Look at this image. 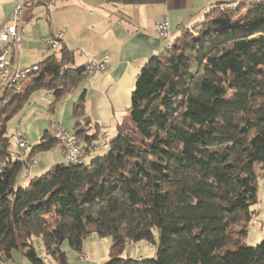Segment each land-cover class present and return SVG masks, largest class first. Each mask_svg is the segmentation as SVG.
<instances>
[{
	"label": "trees",
	"instance_id": "obj_1",
	"mask_svg": "<svg viewBox=\"0 0 264 264\" xmlns=\"http://www.w3.org/2000/svg\"><path fill=\"white\" fill-rule=\"evenodd\" d=\"M201 25L141 68L129 115L107 148L94 150L100 126L85 130L83 162L55 164L26 186L18 176L28 165L11 149L8 122L36 90L56 100L74 90L85 66L63 45L20 90L1 93L4 258L21 250L32 264H71L62 245L80 254L95 234L111 242L104 264H264V238L243 243L260 214L264 169V0L217 7ZM84 102L83 92L76 117ZM55 144L44 136L34 150ZM140 241L157 250L148 258L124 253Z\"/></svg>",
	"mask_w": 264,
	"mask_h": 264
},
{
	"label": "crops",
	"instance_id": "obj_2",
	"mask_svg": "<svg viewBox=\"0 0 264 264\" xmlns=\"http://www.w3.org/2000/svg\"><path fill=\"white\" fill-rule=\"evenodd\" d=\"M237 3L235 0H28L22 21L23 39L11 59L13 66L21 67L44 61L53 51L46 48L45 44L42 47L40 42L34 39V34L26 33L28 23L34 17L47 18L50 24L47 31L49 34L57 29L54 20L58 14L70 15L73 18V31L68 25H63L65 34L61 44L73 51L74 65L85 66L90 59L102 60L106 57L115 63L113 67L93 76L85 75V82L82 80L72 93L64 94L57 100L47 91L43 98L49 100V106L44 108L48 113H62L65 110L66 115L71 109L74 112V105L84 92V115L76 117L73 113L74 130L77 125L78 129H82L87 123V135L94 134L95 127L100 126V139L103 133H108V138L114 139L118 126L129 115L132 92L141 68L152 56L165 52L168 39L157 34L156 24L167 18L172 39L175 40L184 33V28L186 32L190 27L201 24L213 9L226 5L237 6ZM12 8L13 0H0V26L9 17ZM24 52L29 56V60H22ZM64 97L65 102L62 101ZM41 98L33 93L29 101L12 118L20 119L25 113L26 124L21 123L20 133L28 138L31 136L35 145L43 139L48 126L55 122L49 119L44 124L46 119L42 116L43 120L36 119L44 112L38 107V100ZM53 165H41L39 168L35 166L30 172L26 171L29 177L26 185L32 177L45 173ZM36 168L38 172L34 173ZM91 239L86 240L83 249V253L89 258L87 263L94 261V264H104L109 259L110 240L102 238L107 257H100L98 241L90 243Z\"/></svg>",
	"mask_w": 264,
	"mask_h": 264
},
{
	"label": "rangeland",
	"instance_id": "obj_3",
	"mask_svg": "<svg viewBox=\"0 0 264 264\" xmlns=\"http://www.w3.org/2000/svg\"><path fill=\"white\" fill-rule=\"evenodd\" d=\"M239 5V4H238ZM228 6V5H226ZM235 6V5H234ZM231 7V6H228ZM56 23V28L58 30L63 29L64 30V26L63 25H68L70 27V29L73 31V18L70 15H62V14H58L57 19L54 20V24ZM49 22L47 18H41V17H34L32 20H30V22L27 25L26 28V33H32L34 34V39L37 40L38 42H40L41 46H44L43 43V37L44 35L48 34V30H49ZM58 25V26H57ZM56 29V30H57ZM34 44L32 43L31 46H33ZM37 46H39V43L36 44ZM168 49H165V52ZM29 60V56L27 55V53H23L22 55V60ZM85 82V78L82 79ZM81 80V81H82ZM90 80V78H89ZM81 83V82H80ZM69 93L73 92V87L68 88ZM47 90H36L35 95L36 96H41L42 98L38 100V107H40L44 112L43 115L37 116L36 119L37 120H43L41 119V116L46 119L44 120V124H46L47 120H52L55 121L53 123H55L57 126H65L66 129L68 131H75V135L80 138V139H84V135L85 130H87L86 127H88V124L86 123L85 126L81 130V133H77L78 129L75 128L74 130V120H73V109H71L70 111H68V113L65 115V110H63L64 112L62 113H58L55 111H51L50 113L47 112V109L44 107L49 106V101L46 98H43V96L46 93ZM51 96L52 93H50ZM8 94L4 95L5 98H0V110H5L6 109V103H5V99L8 98L7 96ZM1 96V94H0ZM68 96V95H67ZM66 96V97H67ZM64 97L62 99L63 102H65V98ZM54 100V99H53ZM9 107V106H8ZM25 114V113H24ZM21 115L20 119L15 118L14 120H10V122H8V128H7V132L5 134V136L10 138L11 141V149L12 151L16 152L17 151V145H16V140H15V136L21 134V123L24 122V119L27 117L26 115L24 116ZM2 121V118H1ZM59 122V123H58ZM64 123V125H63ZM24 124H26V122H24ZM78 126V125H77ZM79 127V126H78ZM51 128V124L48 126V130L46 132L45 136H49L51 139L53 138L56 141L55 147L52 148L54 149L49 150V151H43L41 149L35 151L34 149H36L34 146L35 144L33 143V140L31 138V136H29V140L32 143V146L30 148V152H27L29 154H25V155H20L19 149H18V155L21 156V158H24L25 156V160H28L29 166L24 167L20 170L19 172V181L18 183L20 185L24 184L26 185V181L29 177L27 172L31 171V167H35L37 166L38 168L41 167V165H53L57 162H61V161H65L66 160V153H65V148H63V142L60 141L56 136L53 134L54 132L50 129ZM77 129V130H76ZM53 132V133H52ZM73 134V133H71ZM108 139V137L106 138ZM34 144V145H33ZM37 144V143H36ZM56 147H58L57 149H55ZM38 149V148H37ZM34 150V151H33ZM33 160H36L37 163L34 166H31L33 164ZM86 161H89V158H86ZM4 162V161H2ZM0 161V165L2 163ZM67 163V162H66ZM68 164H74V163H68ZM28 165V164H27ZM38 168H36V170H34L33 172L36 173L38 172ZM257 169H259L257 167ZM262 171L260 172V169L258 170V172H260L259 174V187H258V193H259V201L260 204L258 205V208L260 210V214L257 216V218L250 224V229L248 232V235L246 238L243 239V243H245L246 245H256L258 244L261 240H262V236L264 233V169H261ZM92 238L89 242L90 243H94L95 240L98 241V250H99V256L100 257H107V250L103 245V242L101 241L102 238L97 236V235H92L91 237L88 238V240ZM156 242L158 243V234L156 235ZM96 243V242H95ZM95 248V245H93ZM62 249L65 250L67 252L69 261L71 264H88L87 262H89V258L88 256H84V253H76L74 251H72L69 247L68 242L66 241L63 245H62ZM157 250V245L155 244H151L147 241H140L137 243H130L126 246L124 253L130 254L132 257H136V256H140V255H144L145 257H150V255H153V253ZM110 257V255H109ZM4 264H32L30 262V260L26 257V255L21 251V250H15L12 253V256L9 258H5ZM89 264H94V261H91Z\"/></svg>",
	"mask_w": 264,
	"mask_h": 264
},
{
	"label": "built area",
	"instance_id": "obj_4",
	"mask_svg": "<svg viewBox=\"0 0 264 264\" xmlns=\"http://www.w3.org/2000/svg\"><path fill=\"white\" fill-rule=\"evenodd\" d=\"M249 0H236V2H248ZM28 0H13V8L7 20L0 26V94L5 90H15L18 91V84L23 83L28 75L39 69L38 64L31 66L21 67L13 66L11 55L15 52L16 47L21 43L23 39L22 33V21L23 14L26 9ZM55 3V1H53ZM156 32L159 36L167 38L170 48L173 46L172 33L170 29V24L167 18L159 21L156 24ZM185 32V28L183 29ZM55 34H65L63 30H54L51 33L43 37V43L46 48L51 51L59 50L65 44H57L55 42ZM114 61L106 57L102 60H92L90 59L85 65V75L93 76L103 70H107L114 66ZM49 95H51L49 93ZM53 132H61L66 136V160H71L76 158H84L87 153V147L85 146L84 139L78 138L75 133H69L64 126H57L55 123H51V128ZM52 132V133H53ZM108 133L102 134L103 143L94 146V150H101L108 147L107 138ZM16 145L19 149L20 155H25V151L30 149L32 143L30 140L22 135H16L15 137ZM25 160V156L23 158ZM26 161V160H25ZM28 166V160L26 161ZM37 163L33 160L34 166ZM5 162H2L0 169L3 167ZM33 167H31V170ZM87 257V255H84ZM5 258L0 253V264H4Z\"/></svg>",
	"mask_w": 264,
	"mask_h": 264
},
{
	"label": "bare ground",
	"instance_id": "obj_5",
	"mask_svg": "<svg viewBox=\"0 0 264 264\" xmlns=\"http://www.w3.org/2000/svg\"><path fill=\"white\" fill-rule=\"evenodd\" d=\"M259 1H261V0H249L248 2H246V3H256V2H259ZM238 3H242V2H238ZM245 3V2H244ZM63 40H64V34H55V42L57 43V44H61L62 42H63ZM165 49H170V45H166V47H165ZM22 88V83H19L18 84V90H20ZM55 136H56V139L58 138L59 139V142L60 141H62L63 142V144H64V146H66V136L64 135V134H61V132H54L53 133ZM61 143V142H60ZM27 152H30V149H27L26 151H25V154L27 153ZM28 154V153H27ZM85 158V157H84ZM83 160V158H76V159H73V162L74 163H81V162H83L82 161ZM85 160V159H84ZM69 161H71V160H69Z\"/></svg>",
	"mask_w": 264,
	"mask_h": 264
},
{
	"label": "water",
	"instance_id": "obj_6",
	"mask_svg": "<svg viewBox=\"0 0 264 264\" xmlns=\"http://www.w3.org/2000/svg\"><path fill=\"white\" fill-rule=\"evenodd\" d=\"M201 28H202V25L201 24H199L197 26H193L192 28L190 27V29H192L193 31H199V30H201Z\"/></svg>",
	"mask_w": 264,
	"mask_h": 264
}]
</instances>
